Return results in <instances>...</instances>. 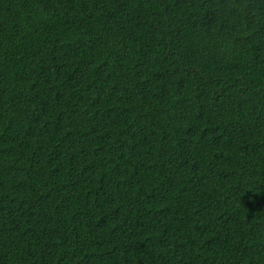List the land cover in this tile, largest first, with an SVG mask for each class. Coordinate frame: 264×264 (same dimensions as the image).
Here are the masks:
<instances>
[{
  "label": "trees",
  "instance_id": "obj_1",
  "mask_svg": "<svg viewBox=\"0 0 264 264\" xmlns=\"http://www.w3.org/2000/svg\"><path fill=\"white\" fill-rule=\"evenodd\" d=\"M0 264H264V0H0Z\"/></svg>",
  "mask_w": 264,
  "mask_h": 264
}]
</instances>
